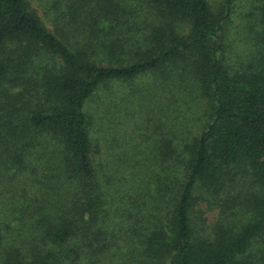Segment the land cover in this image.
I'll list each match as a JSON object with an SVG mask.
<instances>
[{
	"label": "trees",
	"instance_id": "trees-1",
	"mask_svg": "<svg viewBox=\"0 0 264 264\" xmlns=\"http://www.w3.org/2000/svg\"><path fill=\"white\" fill-rule=\"evenodd\" d=\"M142 4L154 20L126 49ZM221 22L207 0H0V264H264V56L227 74ZM177 63L209 99L202 132L110 163L118 147L91 137L97 93L168 83ZM198 190L238 221L196 223Z\"/></svg>",
	"mask_w": 264,
	"mask_h": 264
},
{
	"label": "rangeland",
	"instance_id": "rangeland-1",
	"mask_svg": "<svg viewBox=\"0 0 264 264\" xmlns=\"http://www.w3.org/2000/svg\"><path fill=\"white\" fill-rule=\"evenodd\" d=\"M207 1L213 15L222 19L219 35L222 45L221 60L226 73L234 75L250 69L264 56V31L255 10V2L231 0L229 14L225 16L223 5L226 0ZM142 7L140 18L134 20L142 30L135 32L124 29L118 35L126 49L135 48L131 45L132 41L141 39L143 30L147 31L152 15L148 13L145 4ZM183 30L187 31V25ZM181 61L191 60L185 57ZM188 67L190 71L191 64ZM171 68L168 83L169 79L166 80L157 73V77L147 73L128 81L108 83L97 93L89 112L93 117L91 137L93 142L101 141L99 143L103 147H118L111 151L110 163H118L121 151H128L133 144L153 147L157 142L153 139L159 138L164 142L172 139L174 132L178 134L179 141L191 142L202 132L208 120L209 99L191 73L178 76V71H185L184 66L180 67L177 63L172 64ZM160 82L164 84L168 96L163 95V85ZM171 142L179 145L177 141ZM99 156L103 159L100 154ZM196 195H200L194 205L193 217L196 223L214 227L217 222L227 223V226L238 221L234 213H238L239 209H234L236 206L233 202H228L222 196H208V193L200 190ZM103 260L102 264H119L116 259Z\"/></svg>",
	"mask_w": 264,
	"mask_h": 264
}]
</instances>
